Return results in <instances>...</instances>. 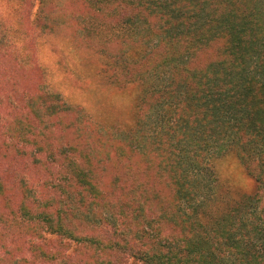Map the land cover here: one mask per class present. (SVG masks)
Instances as JSON below:
<instances>
[{
	"label": "trees",
	"instance_id": "1",
	"mask_svg": "<svg viewBox=\"0 0 264 264\" xmlns=\"http://www.w3.org/2000/svg\"><path fill=\"white\" fill-rule=\"evenodd\" d=\"M263 3L264 0H74L78 14L85 17L88 46L111 41V37L100 38L104 32L98 30L105 25L116 29L141 21L148 31L152 27L156 32L157 43L134 69L130 67L134 62L124 61L129 66H122L125 71L121 67L114 69L117 64H107L110 84L135 82L144 87L136 106L137 117L145 124L149 120L151 125L146 130L139 122L142 128L132 138H105L112 142L110 149L115 154L105 160L107 164L96 162L87 151V155L83 152V162L88 168L69 163L76 178L98 199L69 202V221L60 216V207L51 203L44 205L46 210L38 204L31 207L28 191L32 184L21 191V204L14 207L16 194L6 185L8 173L4 167H10L5 164L8 154L2 149L6 144L0 145V198L16 216L38 223L36 231L43 230L44 225V236L65 241V247L58 248L55 256L41 243L38 248L42 255L56 259L73 243L84 264H88L90 250L100 251V255L119 251L116 259L120 264H129L127 255L131 252L134 264H264ZM23 6L12 9L10 15L20 23L18 26L29 25L25 30L31 38L37 30L49 29L43 1ZM20 31L23 33L13 31L12 36L16 38ZM32 44L33 50L30 44L29 50L38 53L33 39ZM18 55L13 51L10 56L16 59ZM7 59L10 61V57ZM5 63L15 67L12 61ZM44 97L39 95L40 100ZM0 104L4 105V117L11 120L15 139L29 142L26 134L30 136L31 131L20 126L32 125L12 113L15 107L8 96L1 97ZM224 141L235 143L240 153L254 157L253 164L247 166L258 191L254 206H248L250 197L225 201L218 190L221 201L212 206L202 202V179L191 175L196 168L204 175L208 164L203 155L214 143ZM152 166H156L157 175L151 174V184L145 183ZM94 170L109 181L96 183ZM26 171L27 168L18 175L20 180ZM165 184H169L168 191L162 188ZM171 190L174 198H170ZM49 207L54 211H48ZM103 226L107 229L103 230ZM76 229L89 235L78 234ZM73 253L74 250L68 258ZM108 257L112 255L106 260Z\"/></svg>",
	"mask_w": 264,
	"mask_h": 264
},
{
	"label": "rangeland",
	"instance_id": "2",
	"mask_svg": "<svg viewBox=\"0 0 264 264\" xmlns=\"http://www.w3.org/2000/svg\"><path fill=\"white\" fill-rule=\"evenodd\" d=\"M23 1L27 7L40 1L44 4L43 12L49 29L41 32L37 30L33 38L25 30L29 25L18 26L20 23H15L14 15H10L15 7H25ZM73 2L74 0H0V81L5 80L4 83L0 82V99L8 96L15 107L12 108V113L32 125V128L20 126L31 132L30 136L26 134V141L29 142H18L11 120L4 117V105L0 104V145L6 144L2 149L8 154L5 164L10 165L8 168L4 167L8 173L6 185L16 194L14 207L21 204V191L24 192L32 184V189L28 191L32 196L29 205L32 207L38 204L40 209L46 210L44 205L51 203L55 208L60 207V216L68 221L69 211L66 206L69 202H98L83 181L76 178L69 163L75 162L88 168L83 162V152L87 155V151L96 162L107 164L105 160L115 157V154L110 149L113 147L112 142H107L105 138H132L142 125L150 130L149 120L146 119L145 124L137 117L136 106L144 87L135 82L110 84L107 80V64L114 67L117 64L118 67L114 69H120L123 65L127 69L129 66L124 61L134 62L130 66L134 69L136 63L147 57L158 39L155 37L156 32H152V27L148 31L144 22L134 21L124 28L115 29L105 25L106 27L98 30L100 33L104 32L100 37L102 40L108 37L114 39L115 36L125 37L120 39L122 42L111 39L110 42L105 40L100 46H88L86 34L84 35L87 33L85 17L80 12L78 14V8ZM263 5L264 3L261 6ZM15 29L23 30L16 38L12 36ZM5 35L8 37L4 38ZM32 39L38 53L32 52ZM29 44L32 50H29ZM10 50L19 53L16 59L10 56L13 52ZM9 57L16 68L12 63L11 67L5 63H10L7 59ZM40 94L45 95L42 100L39 99ZM220 143H214L212 149L203 155L208 164L204 175L197 168L191 175H199L202 179V183H199L204 189L202 202L212 206L221 201L222 196L225 201L250 197L248 206H254L258 202V191L255 179L247 169L248 165L253 164L254 157L250 153H240L231 141ZM245 155L250 157L245 158ZM161 160L160 157L159 161ZM11 167L15 170L11 171ZM26 168L27 173L20 180L18 175ZM157 171L156 166H152L147 171L144 182L151 184L150 175H157ZM93 174L96 176L94 181L98 184L100 181L103 184L109 181L101 176L100 171L94 170ZM167 176L169 178L168 173ZM64 186H68V189L64 190ZM162 188L168 191L169 184ZM174 194L173 192L170 198H174ZM185 207L187 208L186 204L182 206L183 209ZM48 211L54 209L49 207ZM36 225L38 223H30L27 218L13 214L12 209L0 198V264H84L79 260L82 255L78 256L75 252L78 247L73 243H70L68 249L60 251L56 259L42 255L38 248L41 243L54 256L57 249L64 248L66 244L61 238L56 240L49 235L44 236V225L43 230L39 228L36 231ZM102 228L107 229L106 226ZM37 233L43 235L39 237ZM76 233L89 235L85 230L76 229ZM134 249L136 247L133 251ZM73 250L70 259L68 256H71ZM133 253L127 255L129 264L135 263ZM100 254V251L96 253L90 250L86 258L88 264H107V261L110 264H120L116 259L120 255L119 251ZM109 255L112 257L106 260Z\"/></svg>",
	"mask_w": 264,
	"mask_h": 264
}]
</instances>
